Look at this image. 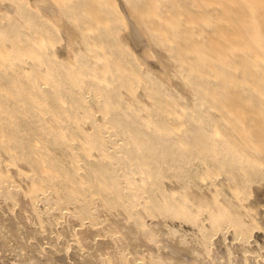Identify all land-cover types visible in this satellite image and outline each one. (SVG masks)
I'll list each match as a JSON object with an SVG mask.
<instances>
[{
	"label": "bare ground",
	"instance_id": "obj_1",
	"mask_svg": "<svg viewBox=\"0 0 264 264\" xmlns=\"http://www.w3.org/2000/svg\"><path fill=\"white\" fill-rule=\"evenodd\" d=\"M0 264H264V0H0Z\"/></svg>",
	"mask_w": 264,
	"mask_h": 264
},
{
	"label": "rangeland",
	"instance_id": "obj_2",
	"mask_svg": "<svg viewBox=\"0 0 264 264\" xmlns=\"http://www.w3.org/2000/svg\"><path fill=\"white\" fill-rule=\"evenodd\" d=\"M49 19V22H51L52 23V26H55V23L53 22V20L54 19H52L51 17H49L48 18ZM56 27V26H55ZM83 91V90H82ZM87 91V90H86ZM83 92H85V91H83ZM88 92V93H87ZM86 93V96L81 92V88H80V86L78 87V91H77V93L79 94V95H77L78 96V98H80L79 100H80V102H86L88 105H89V108H88V110L90 109V108H94L95 107V109L93 110V109H91V111H94V112H91V111H88V110H86L85 111V113H83V116H82V118L84 119V120H82L81 119V121H80V123L83 125V126H89V127H91L92 126V122H91V120H90V118H99V114H100V112H99V109H100V107H98L97 106V104L95 103V100L93 99V98H91L92 96L90 95V91H87ZM89 94V95H88ZM84 96H85V99H84ZM91 96V97H90ZM85 103V104H86ZM95 104V105H94ZM94 106V107H93ZM92 113V115L93 116H91L90 114ZM91 116V117H90ZM90 117V118H89ZM87 119V120H86ZM81 135H82V141L85 143H87V142H89V136L90 135H87V134H85V132L82 130L81 131ZM61 136L60 135H58V134H56V136H55V138H53L52 139V146L56 149V150H58L59 152H63L64 151V146L62 145V142H61V138H60ZM87 139H86V138ZM80 138V139H81ZM88 140V141H87ZM56 146V147H55ZM84 146V145H83ZM82 146V147H83ZM63 160H64V158H63ZM214 198H217L218 200H220L221 202H224V203H226V199L225 198H223V197H221V195L219 194V193H217V194H215L214 195ZM231 206V207H230ZM64 208H65V206H64ZM239 209V210H238ZM223 213H224V215L231 221V223L232 224H236V225H238V226H241L242 224H243V219H245L246 218V213H245V211L243 210V209H241L237 204H227V206H223V211H222ZM198 213L197 212H193L192 213V216H190V220L191 221H193V222H200V223H202L203 225L205 224V221H203V219H202V214L200 215V216H198L197 215ZM198 216V217H197ZM195 217H197V218H195ZM243 218V219H242ZM142 220H143V218H142Z\"/></svg>",
	"mask_w": 264,
	"mask_h": 264
}]
</instances>
